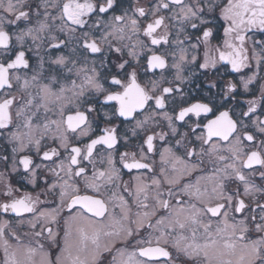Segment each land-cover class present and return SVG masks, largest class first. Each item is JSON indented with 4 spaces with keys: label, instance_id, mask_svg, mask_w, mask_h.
<instances>
[{
    "label": "snow or ice",
    "instance_id": "1",
    "mask_svg": "<svg viewBox=\"0 0 264 264\" xmlns=\"http://www.w3.org/2000/svg\"><path fill=\"white\" fill-rule=\"evenodd\" d=\"M0 264H264V0H0Z\"/></svg>",
    "mask_w": 264,
    "mask_h": 264
}]
</instances>
